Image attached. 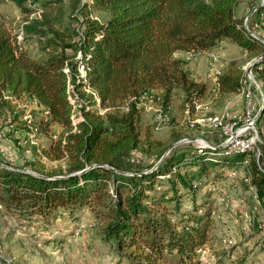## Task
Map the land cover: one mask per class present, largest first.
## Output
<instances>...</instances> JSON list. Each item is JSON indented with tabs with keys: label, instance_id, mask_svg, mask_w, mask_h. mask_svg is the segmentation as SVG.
<instances>
[{
	"label": "trees",
	"instance_id": "16d2710c",
	"mask_svg": "<svg viewBox=\"0 0 264 264\" xmlns=\"http://www.w3.org/2000/svg\"><path fill=\"white\" fill-rule=\"evenodd\" d=\"M14 1L31 18L23 24L20 40L0 24V123L12 131L28 132L24 110L5 99L3 92L17 100L35 98L34 112L40 117L31 122L53 143L43 151L64 157L68 168L49 171L32 164L29 167L36 172L32 174L25 166L0 162V214L18 218L24 231L32 227L30 236L47 231L50 238L44 242L64 245L88 210L116 259L114 264H201L199 251L212 242L214 222L215 197L209 180L228 188L236 187L237 181L243 189L254 186L264 213V101L256 119L258 162L252 152L217 146L221 139L211 147L160 159L164 145L150 140L149 130L141 138L139 128L144 102L156 103L169 117L177 91L184 112H193L205 96L206 83L193 75L177 52L211 55L229 41L253 57L261 56L254 69L264 96V43L236 16L238 0H70L74 34L48 21L65 0ZM94 10L107 17L93 16ZM256 11L264 13V3ZM28 35L42 39L38 56L24 46ZM65 64L68 75L62 70ZM79 65L85 67L86 83L100 100L82 94L84 119L72 130L66 83L69 77L77 89L82 86L83 81L74 77ZM216 77L219 92L240 90L239 69ZM54 126L59 128L52 130ZM143 140L146 147L154 144L160 149L155 162L138 170L123 168L120 157L138 149ZM244 160H248L244 173L231 175ZM161 174L169 176L160 179ZM163 180L167 186L156 185ZM186 197L190 203L183 207ZM249 209L250 227L259 234L264 229L261 214ZM58 226L61 235L51 232Z\"/></svg>",
	"mask_w": 264,
	"mask_h": 264
},
{
	"label": "rangeland",
	"instance_id": "374dc122",
	"mask_svg": "<svg viewBox=\"0 0 264 264\" xmlns=\"http://www.w3.org/2000/svg\"><path fill=\"white\" fill-rule=\"evenodd\" d=\"M262 1L238 0L235 14L237 17L244 19V22L254 33L264 38V13L256 11ZM58 8L56 13L51 14L52 17L48 21H53L55 27L63 28L74 34L76 21L71 17L73 8L71 1L65 0ZM30 16L24 14V10L14 0H0V24L6 27L11 34H18L23 28V24L31 18ZM36 16V18H39L38 15ZM93 16L101 20L107 17L105 12L100 10H94ZM39 40L42 39L32 35H28L24 39V46L30 54L36 56L41 54ZM67 52L70 54V51ZM217 53L219 58L215 62L211 60V56L207 53H197L195 55L186 52L176 53L177 56H183L187 60L186 66L193 75L207 85L205 96L199 101L201 107L189 113L190 119L187 118L188 115L180 105L181 92L179 91L172 97L168 118L161 114L156 103L147 101L142 105L139 120L141 138L144 137V131L149 130L150 140H157L164 145L162 146L165 149L162 154L164 157L197 146L196 143H178L183 137L203 138L210 144L220 141L221 138L217 132L192 122L199 116L222 114L223 112L233 116L242 112L244 99L236 93L219 92L214 78L219 72H225L231 68L239 69L243 77L244 67L248 66L247 64L254 57L229 41L224 42ZM25 102L30 103L28 100ZM34 111H36L35 108L30 110L29 113L32 119L38 120L40 115ZM58 128V126H54L52 130L56 131ZM0 130V162L18 167H29L34 164L37 168H45L49 171L67 170V161L54 158L52 157L53 154H48L52 163H49L47 167L39 162L36 146L32 145L31 140H35L37 146L43 151V149H48L53 145L52 139L49 137L40 133L33 135L30 131H12L10 127L2 123H0ZM56 138L54 136L53 140H56ZM146 144L148 143L143 140L138 149L120 157L123 168L138 170L144 168L148 163L155 162L160 149H157L150 142L151 146L146 147ZM144 147L150 150L147 152ZM160 182H156V185L162 187L168 185L164 180ZM209 182L214 184L216 188L211 189V191H213L217 208L219 206L216 205V198L223 190L228 191L231 199L244 197L245 206L236 213L223 209L221 213L223 219L214 220L210 231L212 242L208 244V248H205V259L201 261V264H264V229L259 234L253 231V227L243 229L244 213L246 212L248 216H252L249 208L255 202L253 192L246 188L243 189L244 186L239 181L236 182V187L230 186L229 188L214 183L212 179ZM202 191L203 189L200 192ZM189 203L190 200L186 197L183 199L182 206L186 207ZM11 217L8 214H0V250L3 256L9 260V264H23L21 261L26 262V264H114L116 262L111 249L102 241L100 228L93 219L88 220L82 217L85 224L81 229L84 231H79L76 234L77 238L72 240V246L61 253V250L55 248L54 245L53 248H49L47 246L49 242H44L43 238L30 236L27 233L29 231L20 229L17 222H14ZM255 217L258 218V214ZM257 220L256 222H259ZM10 234L12 235L8 237ZM225 237L233 241L228 247L223 243ZM232 253L233 255L230 258ZM222 254L227 256L220 257ZM0 264L6 263L0 259Z\"/></svg>",
	"mask_w": 264,
	"mask_h": 264
},
{
	"label": "built area",
	"instance_id": "2783aa9c",
	"mask_svg": "<svg viewBox=\"0 0 264 264\" xmlns=\"http://www.w3.org/2000/svg\"><path fill=\"white\" fill-rule=\"evenodd\" d=\"M40 13V10L34 12V15H38ZM246 25V24H245ZM247 27V25H246ZM23 31L21 29L20 32L16 35L17 39L20 40L22 38ZM261 42L264 43V39L260 38ZM78 55V54H77ZM211 60L213 62L217 61L219 58V54H211ZM264 56V54H263ZM78 57V56H77ZM261 59V56H255L252 58L250 63H248L246 67H244V76L241 78V87L236 94L238 96H241L244 99V108L240 114L230 116L227 112H223L222 114H213V115H201L192 122H196L203 128H207L211 131L217 132L220 135L221 141L217 146L225 148L227 151L231 152H252L255 155L256 161L258 162V158L260 156V150L258 147V141H259V134L258 130L256 128V119L257 114L260 109L261 104L264 101L263 92L260 87L259 81L255 77V69L254 65L257 61ZM63 72L68 75L69 68L67 64H65L62 68ZM75 80L77 82L83 81L82 86L77 89L75 86V83L73 80H71L69 77L67 78L66 83V96L70 104V120L73 126V129H75L76 123L83 120V114H82V108L84 105H86V98L82 96L84 93L86 96L91 97L94 99L97 103H99V94L97 93L96 89L90 86L86 83V77H85V67L83 65L78 66V72L75 74ZM255 92H257L255 94ZM3 97L7 100H10L12 103H16L18 109H23V120H27L26 128L28 132H32L33 135L39 134L38 126L36 124H33L31 122L32 116L29 113L30 110L36 109L38 107V103L35 98L28 99L30 103H27V98H20L17 100L15 96H13L10 92H3ZM200 104L197 103L194 107V110L200 109ZM101 112L104 110L100 109ZM185 113L189 117V109L185 110ZM163 115V114H162ZM165 118H168L167 116L163 115ZM0 138H1V130H0ZM32 145L36 146V150L39 155V162L43 164V166L47 167L49 163H52V160L49 158L47 153L42 151L40 147H38L37 142L35 140H31ZM178 143H196L198 148H206L211 147L213 144L208 143L203 138H189V137H183L181 138ZM64 160V157L61 158ZM248 160H244L242 167L239 170H235L231 172V175L236 176L239 174H243L244 167L247 166ZM87 167H91L88 166ZM173 171L176 170V167L172 168ZM25 170L29 173L36 174V172L31 169L30 167H25ZM128 174V173H126ZM169 174H161L159 175L160 179H164L168 177ZM246 180V179H245ZM208 188L210 189H216L214 184L208 183ZM249 190H251L255 197V202L252 205V209L261 214V220L263 221L264 225V213L262 212V208L260 205V202L256 196V189L254 186H250ZM111 194H113V191L111 189ZM230 194L228 191L223 190L221 194H219L216 198L217 204L219 207L217 208L215 205L211 211L213 220L216 219H223L222 212L224 210H229L230 212L236 213L237 211H240L242 207L245 206V200L244 197H239L235 199L230 198ZM228 211V212H229ZM244 222H243V229H249L251 225V216H248L246 212L244 213ZM247 215V216H246ZM226 220V219H225ZM237 221V220H236ZM84 224L82 222L78 223V227L82 228ZM31 231L33 228H30ZM223 243L228 247L230 246L233 241L230 238H223ZM206 250L201 249L199 251L200 255V261L205 259ZM0 259L3 260L6 264H9V260L3 256L0 250Z\"/></svg>",
	"mask_w": 264,
	"mask_h": 264
},
{
	"label": "crops",
	"instance_id": "0c3cea01",
	"mask_svg": "<svg viewBox=\"0 0 264 264\" xmlns=\"http://www.w3.org/2000/svg\"><path fill=\"white\" fill-rule=\"evenodd\" d=\"M216 78L217 77H215L214 79L216 80ZM216 83V82H215ZM90 213H89V211L88 210H84V213H83V215H82V217L83 218H87L88 220L89 219H91L90 218ZM11 219L14 221V222H17L18 221V218H16V217H11ZM87 220V221H88ZM86 221V222H87ZM81 222L83 223V224H85L84 222H85V220H83L82 218H81ZM56 224L58 225L59 224V222L58 221H56ZM55 228V229H54ZM54 228H52V231L51 232H53V234H58V235H61L62 234V232L60 231V227L58 226V227H54ZM84 231L83 229H81V228H78L76 231H75V233L73 234V235H71L70 237H68V242L66 243V244H64V245H57V244H53V243H51V242H49V244H47V246L49 247V248H53V245L55 246V248L57 247L58 249H60L61 250V253L62 252H64V250H67V249H69L68 247H70V246H72V240H75L76 238H77V236H76V234L77 233H79V231ZM27 231H31V230H27ZM81 231V232H82ZM12 234H10L8 237H10ZM50 234L47 232V231H40V237L41 238H50V236H49ZM81 236H83V235H81ZM49 248H48V250H49ZM233 255V253L232 254H230V258H231V256ZM21 263H23V264H26V262L24 263V262H22L21 261ZM257 263H259V262H257Z\"/></svg>",
	"mask_w": 264,
	"mask_h": 264
},
{
	"label": "water",
	"instance_id": "95a60500",
	"mask_svg": "<svg viewBox=\"0 0 264 264\" xmlns=\"http://www.w3.org/2000/svg\"><path fill=\"white\" fill-rule=\"evenodd\" d=\"M262 3H264V0L262 1ZM260 111H261V108L259 109V111H258V114L260 113ZM258 114H257V117H258ZM164 157V155H162V157L160 158V159H162ZM110 169H112V170H114L113 168H111V167H109Z\"/></svg>",
	"mask_w": 264,
	"mask_h": 264
}]
</instances>
